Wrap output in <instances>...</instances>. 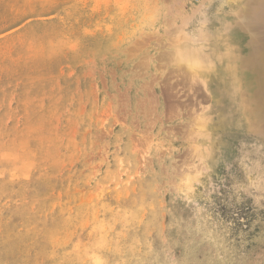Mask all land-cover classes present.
<instances>
[{
	"label": "rangeland",
	"instance_id": "obj_1",
	"mask_svg": "<svg viewBox=\"0 0 264 264\" xmlns=\"http://www.w3.org/2000/svg\"><path fill=\"white\" fill-rule=\"evenodd\" d=\"M0 264H264V0H0Z\"/></svg>",
	"mask_w": 264,
	"mask_h": 264
}]
</instances>
